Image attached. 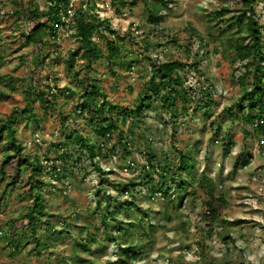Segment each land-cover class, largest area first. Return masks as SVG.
I'll return each instance as SVG.
<instances>
[{
  "label": "rangeland",
  "instance_id": "1",
  "mask_svg": "<svg viewBox=\"0 0 264 264\" xmlns=\"http://www.w3.org/2000/svg\"><path fill=\"white\" fill-rule=\"evenodd\" d=\"M87 1L71 0L75 7ZM89 1L92 12L109 20L117 35L124 37L125 62L132 64L116 67L115 74L103 59L92 64L91 75L100 81L111 102L132 104L150 79L153 60H180L197 64L198 71L187 68L182 75L187 85L209 89L211 108L205 116L194 112L193 103L174 128L163 123L158 110H149L144 124L128 134L130 155L114 133L105 143L108 153L91 162L66 140L68 128L89 133L84 121L76 117L80 90L66 68L70 53L78 47L72 30L59 29L57 37L47 39L43 48L26 46L20 27L25 19L18 11L47 9L48 0H0V120L10 118L24 153L39 157L47 166L41 178L46 184L42 195L48 215L42 220L50 222L38 225L39 241L46 244L39 247V255L35 243H27L19 253L14 251L10 236L25 227L22 216L31 201L21 181L27 173H21L16 184L6 188L14 171L15 161L11 160L0 180V264H88L86 260L118 264L117 260L124 258L119 243L135 246L140 252L134 260L124 259L125 264H264V134L237 117L235 110L229 111L241 96L234 79L241 73L234 70L232 54L220 50L216 36L221 23L212 15L222 8H239L241 0H166L168 9L160 13L166 20L157 29L148 22L145 1L153 4L152 0H123L127 5L122 0ZM254 8L264 24V0H257ZM103 36L97 35L95 41L105 53L106 37L112 36L108 32ZM79 56L74 62L78 71L84 66ZM33 85L56 89L58 94L57 103L47 112L33 104L38 125L18 114L29 105L25 91ZM6 141L5 132L0 140V160ZM229 141L234 147L226 151ZM58 144L63 145L59 151L53 146ZM180 151L189 154L194 165L191 175H185L189 183L184 189L194 195L181 205L173 180H163L157 171L166 161L178 164ZM240 155L244 159L240 160ZM94 163L108 173L109 183L102 181ZM52 166L58 172L54 173ZM204 178L217 185L216 196L224 199L220 217L213 222L204 218L207 198L198 188ZM129 184L134 185L132 194L123 195L122 186ZM152 188L167 190L168 196L163 198ZM102 189L121 202L132 200L139 206L120 217L124 230L114 222L107 230L102 227L94 212L96 202H104ZM95 227L100 231L95 233Z\"/></svg>",
  "mask_w": 264,
  "mask_h": 264
},
{
  "label": "trees",
  "instance_id": "2",
  "mask_svg": "<svg viewBox=\"0 0 264 264\" xmlns=\"http://www.w3.org/2000/svg\"><path fill=\"white\" fill-rule=\"evenodd\" d=\"M145 2L149 6L148 22L151 27L157 29L165 23L166 15L160 13L168 9V2L166 0H152L153 4ZM121 3L127 5L128 2L122 0ZM256 4L257 0H241L239 8L233 10L222 8L219 11H214L212 15L221 23L220 27L214 25L218 26L216 37L220 50L225 54H232L234 70L241 73L234 78L242 91L241 96L229 111L235 110L237 117H242V120L248 125H255L258 134H264V24H261L256 16L254 8ZM91 7L93 6L89 0L79 7L73 6L71 0H48L47 9L29 10L22 8L18 11L22 19H25V24L20 27L26 46L36 45L43 48L48 43L47 39H55L61 28L71 29L72 35L77 39L78 47L70 53L66 68L69 70L76 88L80 90L79 99L81 102L77 107L76 117L84 121L89 133H84L77 127L71 130L68 128L67 131L70 133L66 139L67 145L84 153L91 162H94L97 157L105 156L108 153L105 143L108 138L117 133L119 145L130 155L128 134L135 133V129L144 124V114L147 111L158 110L163 123L165 125L171 124L172 128L176 127L179 117L187 116L193 103H196L194 112H204L205 116L208 115L212 102L209 89L203 90L187 85L186 78L182 75L187 68L198 71L197 64L190 65L180 60H153L149 73L150 79L144 82L142 91L137 94L132 104L121 105L111 102L107 93L101 88L100 81L91 75L92 64L103 59L107 69L113 74H115L114 69L116 67L129 68L132 67V64L125 62L126 45L124 37L117 35L109 20L101 19L97 14H94ZM232 13L235 15H232L226 22L225 18ZM223 22L225 23L223 24ZM28 25L31 26L29 30H27ZM105 32L112 36L111 38L106 37V54L95 41L97 35L104 37ZM78 56L84 61V66L79 71L74 70V62ZM54 90L56 89L49 87L48 90H44L40 85L30 86L25 91L29 105L24 110L19 111L18 114L38 125L33 104L47 112L55 106L58 100V94ZM113 111H115L114 114ZM220 130L221 127L219 126L216 134ZM5 132L8 146H6L5 153L3 152L0 160V180L6 176L5 167L11 160H14L13 175L10 176V182L6 184V188H12L21 173H27L21 181L27 187L26 192L31 201L27 212L22 216L26 225L21 228L28 232L24 233L21 228H18L11 234L9 241L17 253L27 243H35L34 251L39 255V247L42 248L46 244L39 241L37 236L38 225L50 223L47 220H42V217L48 215L45 210V199L42 195L46 184L41 178L46 173L47 166L39 157L24 153V147L18 143L17 129L10 118L0 120V140H2ZM53 146L57 151L63 148L62 144ZM233 147L234 144L231 141L227 142L226 151H230ZM11 151L14 152L13 156L10 154ZM146 153L150 157V153ZM243 156L240 155V160L244 159ZM45 161L48 165L49 160ZM243 163L245 165L247 161L243 160ZM93 166L100 174L102 181L109 183L108 173H104L97 163H94ZM150 167L153 169L152 165ZM236 167L237 165H235ZM52 169L54 173L58 172L54 166ZM193 169L194 165L191 164L190 155L180 151L178 164L173 165L166 161L157 170L158 175L163 180L166 181L169 178L173 180L177 193L180 195L179 205L189 196L193 197L194 195L184 192L187 183H189L185 175H191L190 172ZM55 175L58 177L59 174L56 173ZM132 186L134 185L122 186L121 193L123 195L132 194ZM198 188L204 191L207 198L204 218L210 222L218 220L224 199L221 196H216L217 185L208 178H204L198 183ZM100 192L104 202L98 200L94 212L97 214L102 227L107 230L109 223L114 222L121 231L124 230L123 220L120 217L122 215L127 216L132 207L139 209V206L132 200L121 202L120 198H114L106 189H102ZM152 192L160 193L163 198L168 196V191L161 188L157 190L152 188ZM147 215L144 212V216ZM99 231L100 228L95 227V233ZM92 237L94 241L96 234H93ZM108 238L117 242V239L112 235H108ZM89 244L92 245L93 242L91 241ZM119 247L123 250L124 258L118 259L116 262L118 264H125L124 259L134 260L140 255L135 246L127 244L123 246L119 243ZM86 261L88 264H92L90 261ZM72 264L78 263L72 262Z\"/></svg>",
  "mask_w": 264,
  "mask_h": 264
}]
</instances>
